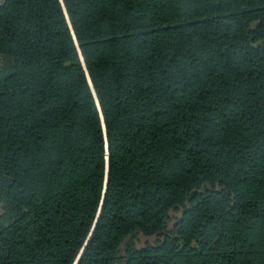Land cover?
I'll use <instances>...</instances> for the list:
<instances>
[{"label":"trees","instance_id":"1","mask_svg":"<svg viewBox=\"0 0 264 264\" xmlns=\"http://www.w3.org/2000/svg\"><path fill=\"white\" fill-rule=\"evenodd\" d=\"M107 188L77 264H264V0H63ZM104 178L58 0H0V264H73Z\"/></svg>","mask_w":264,"mask_h":264},{"label":"water","instance_id":"2","mask_svg":"<svg viewBox=\"0 0 264 264\" xmlns=\"http://www.w3.org/2000/svg\"><path fill=\"white\" fill-rule=\"evenodd\" d=\"M58 2L60 4V6H61V9H62L63 15L65 17V21H66L67 27L69 29L70 35L72 37V40H73V43H74V46H75V49H76V52H77V55H78V59H79L81 68H82V70L84 72V75H85L89 90H90L92 98L94 100V104H95L96 110L98 112V116H99V120H100V124H101V130H102L103 139H104V178H103V187H102L101 197H100V201H99V205H98V208H97V212L95 214V218L93 220V223H92V226L90 228V231H89V233H88V235H87V237H86L81 249L79 250V252H78V254H77V256H76V258H75V260L73 262V264H77L79 259H80V257H81V255H82V253H83V251H84V248L86 247V245L88 243V240L90 239V237L92 235V232H93V230H94V228L96 226L97 220H98L100 212H101V208H102V204H103V200H104V196H105V192H106V188H107L109 156H108V144H107V138H106V128H105V123H104V118H103V114H102V111H101V107H100L99 101L97 99L95 90L93 88V84L91 82L89 73L87 71L83 56H82L80 48H79V44H78L77 39L75 37V34H74V31H73L72 25L70 23L67 11L65 9L63 0H58Z\"/></svg>","mask_w":264,"mask_h":264}]
</instances>
